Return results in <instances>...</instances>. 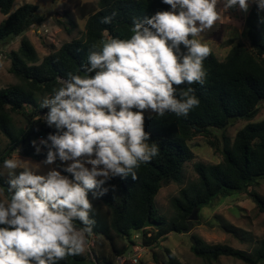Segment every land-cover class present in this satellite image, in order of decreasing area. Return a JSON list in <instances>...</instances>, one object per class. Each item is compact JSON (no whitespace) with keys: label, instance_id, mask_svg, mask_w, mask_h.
Listing matches in <instances>:
<instances>
[{"label":"trees","instance_id":"16d2710c","mask_svg":"<svg viewBox=\"0 0 264 264\" xmlns=\"http://www.w3.org/2000/svg\"><path fill=\"white\" fill-rule=\"evenodd\" d=\"M14 1L0 0V14L5 17L0 21V41L4 44L42 24L45 18L33 4H23L11 13ZM67 1L73 9L62 10L57 22L66 25L65 30L69 32L77 20L85 21L82 38L64 43L40 63L35 49L25 38L20 40L17 51L7 54L10 72L17 83L0 89V134L8 140L0 151V169L3 161L13 156L15 148L33 160L45 158L43 149L40 155H35L30 144L54 131L44 125L43 113L47 109H41L40 103L54 87H60L61 79H67L69 74H80V65L87 62L91 45L99 47L102 40L110 37L130 38L133 17L143 18L168 8L160 0ZM113 11L117 15L111 24L100 23L102 17ZM243 20L245 32L242 35L247 44L228 41L229 51L223 59L211 52L204 61L207 77L203 85L180 86L184 91L188 87L194 89L192 94L199 99V107L190 111L187 117H176L172 113L165 117L145 114L152 117L145 121V131L151 134L148 143H156L159 154L151 162L141 165L137 179L133 180L131 176L112 178L104 185L109 191L100 198L89 192L93 206L90 219L95 220L94 235L90 240L93 239L98 249H93L92 258L84 254L69 257L60 264H115L116 257H125L135 245L130 240L132 232L140 234V244L149 248L155 263L159 264L161 259L162 264H182L168 249L160 247V241L169 233L181 234L194 208L201 210L210 206L214 199H225L236 193L247 195L259 212L264 213V198L251 190L264 181V120L251 121L264 101V11H258L257 6L251 4ZM15 115L23 117L24 128H14ZM231 118L247 122L233 140L224 135ZM212 131L222 133L223 144L218 148L222 162L194 165L197 183L181 190L170 220L160 217L155 208V197L162 187L182 182L183 167L194 156L188 142L196 136H211ZM210 145L217 149L215 143L210 142ZM5 180L6 175L0 177V191H6ZM146 220L156 226L144 228ZM190 250L206 261L231 257L244 264H264V238L251 253L227 245L207 244L196 238Z\"/></svg>","mask_w":264,"mask_h":264},{"label":"clouds","instance_id":"9594fccd","mask_svg":"<svg viewBox=\"0 0 264 264\" xmlns=\"http://www.w3.org/2000/svg\"><path fill=\"white\" fill-rule=\"evenodd\" d=\"M160 3L168 8L132 18L130 38L91 45L83 75L69 74L42 99L43 123L54 131L30 144L45 158L36 167L19 155L3 161L0 264H60L89 252L95 226L89 192L100 198L112 178L137 179L141 165L159 154L148 143L145 121L152 117L145 114L187 117L199 107L194 89L180 86L205 83L212 49L204 34L223 22L222 9L247 13L255 4L264 11V0ZM116 15L100 23L111 24Z\"/></svg>","mask_w":264,"mask_h":264},{"label":"rangeland","instance_id":"374dc122","mask_svg":"<svg viewBox=\"0 0 264 264\" xmlns=\"http://www.w3.org/2000/svg\"><path fill=\"white\" fill-rule=\"evenodd\" d=\"M80 1L98 2V0ZM23 4L36 5L38 12L45 15V18L42 24L33 26L9 43L4 44L0 41V89L17 83L16 78L10 72L11 63L7 54L11 51H17L22 38L27 39L32 44L38 56V63H40L45 56L52 51L58 50L64 43L84 36L85 21L77 20L74 28L68 27L69 32L65 30L66 25L57 22V20H60L62 10L65 8L68 10L73 9L67 0H15L10 12H14ZM221 12L223 22L218 23L211 32L204 34L203 41L209 44L212 52L218 58L223 59L229 51L228 41H233L234 43H246L247 41L245 35H242L243 31L245 32V24L242 19L245 13L238 8L231 9L229 16L224 13L223 9ZM4 18L0 14V21ZM262 120H264V101L259 105L258 115L251 121L259 122ZM12 122L15 129L26 126L23 117L19 115L13 116ZM246 124V121L236 119L227 127L224 134L225 137L233 140L236 132ZM212 132L211 136H196L188 142L194 156L183 167L182 182L180 184L171 183L162 187L155 197L154 204L160 217L170 220L175 214L174 202L180 198L181 190L189 189L197 183L198 176L194 165H214L222 162L223 158L218 150L223 144L222 133L219 131ZM210 142L215 143L217 149L211 147ZM7 144L8 140L0 134V151ZM16 149H14V154L11 158H16L19 155L24 161L30 162L32 167H36V164L40 162L33 160L31 157H25L20 152L17 154ZM6 171L3 167L0 169V173H6ZM251 190L264 198V181H261L259 185L253 186ZM0 198H4L2 194H0ZM139 235L136 232H132L130 235V240L135 242V245L140 244ZM191 238L193 241L196 238L207 244L227 245L233 249L251 253L264 238V213L259 212L247 195L235 193L225 199H214L210 206L198 210V220L193 223L189 234L172 232L164 240L160 241V247L168 249L182 264H244L231 257H221L218 260L211 261L196 257L190 250ZM93 249L97 250L98 248L94 245L93 239H91L90 251L85 253V255L89 254L92 258ZM132 254L131 248L130 252L125 256L127 259L123 264H157L152 260L149 248H144L138 254L137 262L131 261ZM115 264L119 263L115 260ZM159 264H162L161 259Z\"/></svg>","mask_w":264,"mask_h":264},{"label":"water","instance_id":"95a60500","mask_svg":"<svg viewBox=\"0 0 264 264\" xmlns=\"http://www.w3.org/2000/svg\"><path fill=\"white\" fill-rule=\"evenodd\" d=\"M80 75H83L82 72H80ZM236 118H231L229 119V122L232 123L233 121H235ZM198 220V209L197 208H194L193 211L191 212V214L189 215L188 217V220H187V226L186 228H184L181 233L182 234H189L192 230V227H193V223L195 221ZM156 224H153L151 222H149V220H146V222L144 223V228H151V227H155ZM191 244L192 245H195V241H193V239L191 238Z\"/></svg>","mask_w":264,"mask_h":264},{"label":"built area","instance_id":"2783aa9c","mask_svg":"<svg viewBox=\"0 0 264 264\" xmlns=\"http://www.w3.org/2000/svg\"><path fill=\"white\" fill-rule=\"evenodd\" d=\"M41 137L38 138V140L40 139ZM37 140V141H38ZM135 238H137V236H135ZM144 249V247L141 245V244H138V245H133L132 246V256H131V261L132 262H137V257H138V254ZM126 257L124 256H119V257H116V262L119 263V264H123L125 261H126Z\"/></svg>","mask_w":264,"mask_h":264},{"label":"crops","instance_id":"0c3cea01","mask_svg":"<svg viewBox=\"0 0 264 264\" xmlns=\"http://www.w3.org/2000/svg\"><path fill=\"white\" fill-rule=\"evenodd\" d=\"M224 13H225V12H224ZM225 14L229 16V13H225ZM230 16H231V14H230ZM245 16H246V13H245ZM245 16H244V17H245ZM244 17H243L242 19H244ZM243 21H244V20H243Z\"/></svg>","mask_w":264,"mask_h":264}]
</instances>
